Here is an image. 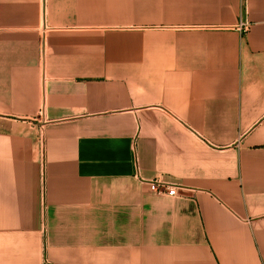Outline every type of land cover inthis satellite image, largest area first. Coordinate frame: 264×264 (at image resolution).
<instances>
[{"label": "crops", "instance_id": "1", "mask_svg": "<svg viewBox=\"0 0 264 264\" xmlns=\"http://www.w3.org/2000/svg\"><path fill=\"white\" fill-rule=\"evenodd\" d=\"M0 264H264V0H0Z\"/></svg>", "mask_w": 264, "mask_h": 264}, {"label": "built area", "instance_id": "2", "mask_svg": "<svg viewBox=\"0 0 264 264\" xmlns=\"http://www.w3.org/2000/svg\"><path fill=\"white\" fill-rule=\"evenodd\" d=\"M249 28L250 22L244 19H242L236 26V29L240 30L243 33L247 32ZM148 182L151 186V190L154 192L166 193L171 196H176L178 194L179 186L176 184H170L159 179L150 180Z\"/></svg>", "mask_w": 264, "mask_h": 264}]
</instances>
